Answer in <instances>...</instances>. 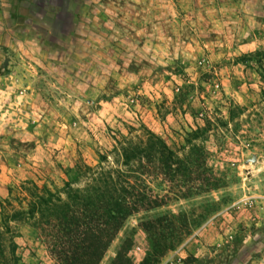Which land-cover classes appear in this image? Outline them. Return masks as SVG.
I'll use <instances>...</instances> for the list:
<instances>
[{
  "label": "rangeland",
  "instance_id": "rangeland-1",
  "mask_svg": "<svg viewBox=\"0 0 264 264\" xmlns=\"http://www.w3.org/2000/svg\"><path fill=\"white\" fill-rule=\"evenodd\" d=\"M25 1L26 13L40 19L38 26L22 19V28L5 27L4 33L0 25V201L23 181L60 188L76 163L95 166L100 155L112 162L117 142L147 130L190 168L185 178L178 177L182 184L212 183L215 189L168 199L162 207L130 216L100 264L112 263L128 235L134 238L129 256L139 261L147 247L139 224L179 213L192 232L159 264H250L264 252V30L218 33V22L211 27L200 23L188 46L181 40L190 35L172 21L145 43L163 40L165 58L147 62L140 51L126 48L142 35L132 34L137 22L122 0L118 9L110 0L83 5L85 23L103 31L88 32V43L75 40L74 49L63 43L71 44L76 19L67 13L79 9V0L70 5ZM252 3L264 7V0ZM53 8L58 16L50 21ZM48 24L55 28L54 38L39 28ZM114 26L122 36L112 33ZM39 40L59 44L41 58L33 45ZM112 43H118L117 50L109 47ZM53 52L74 64L71 76L58 72L56 81L38 80L35 73L53 72L43 64ZM12 72L25 76L16 80ZM117 95L122 112L111 103ZM148 180L154 191L165 194L155 186L160 180ZM172 185L164 183L162 189L174 191ZM8 226L5 234L0 219V264H57L37 231L27 224Z\"/></svg>",
  "mask_w": 264,
  "mask_h": 264
},
{
  "label": "trees",
  "instance_id": "trees-1",
  "mask_svg": "<svg viewBox=\"0 0 264 264\" xmlns=\"http://www.w3.org/2000/svg\"><path fill=\"white\" fill-rule=\"evenodd\" d=\"M23 3L26 1L17 3L18 12L32 19ZM112 154V162H108V155H100L95 166L76 163L67 171L60 188L23 181L15 191L10 189L8 197L0 201L5 234L10 232L9 223L27 224L41 235L57 264H100L130 216L162 207L168 199H188L200 190L205 193L215 189L212 183L182 184L178 177L185 178L190 168L161 138L147 130L136 139L117 142ZM148 179L160 180L155 186L165 194L154 191ZM164 183L173 184L170 188L175 190L162 189ZM185 222L186 217L180 213L142 221L139 227L147 247L140 260L133 261L129 256L134 238L128 235L111 264H159L167 252L191 234Z\"/></svg>",
  "mask_w": 264,
  "mask_h": 264
},
{
  "label": "crops",
  "instance_id": "crops-1",
  "mask_svg": "<svg viewBox=\"0 0 264 264\" xmlns=\"http://www.w3.org/2000/svg\"><path fill=\"white\" fill-rule=\"evenodd\" d=\"M75 1L76 0H49V2L54 3V5L63 2H65L67 5H70ZM106 1L108 2V0H79V9L73 14L67 13V17L72 16L73 19L76 20L72 30L70 31L71 33L69 32L72 37V41L70 42L71 44L63 43L64 45L68 44L69 47L66 46V48L74 49L75 46H77L76 41L79 42L82 40L85 43H88L85 38V35L88 32H94L98 35L99 31L100 33L101 31H103V29L99 26L89 25L85 23L87 15L86 11L84 10L86 9H82V7L84 4H87V2L105 3ZM110 1L115 3L114 5L116 7L114 9H118V3L121 0ZM18 2L19 0H0V18H2V22L0 20V25L2 26V30L4 33L7 31V29L10 31L16 26L17 30L22 28V19H27L35 26H38V23H40V19L38 17H33L32 19H30L21 15L20 12H18L16 6ZM121 2L127 3L128 12L137 22L136 24L134 22L132 24V34L142 35V40H139L138 43H134L133 45L128 44L126 48L140 51L142 53V58L147 62H149L150 59L165 58L163 54L164 51H166L165 47L167 45L165 46V43L161 44L163 40H160L161 42L159 43H156V41L149 44L145 43L150 42L149 39L153 38L155 34L164 32V27L168 26V24H170L172 21H175L179 24L184 34L190 35V38L188 40H181L182 44L188 46H191V41H193V37L197 35L198 30L200 26H202V24L211 27L214 26V23L218 22L216 25V27H218V30L214 31L218 33H222L223 29H234V31H236V28L238 32H242L245 34L252 32L254 28L264 30V7H260L256 3L253 4L252 0H122ZM94 7L96 8V5ZM54 10L55 9L53 8L52 12H50V21L54 19V16H58L57 13L55 15ZM93 10H91L90 12H93ZM90 12L88 11V13ZM95 12L97 13L96 10ZM112 12L114 14H118L119 11L112 10ZM168 14H172L173 17H169ZM13 15L15 18L20 20L15 21L14 18H12ZM95 19H97V15L95 16ZM39 28H42L45 36H51L52 38H54V26L48 24L46 27L39 26ZM112 30L113 34L115 32H117L121 36L123 34L122 31H119L118 27L115 28L114 26V29ZM131 31H129V33H131ZM76 34H78L79 36H76ZM76 37L79 38L76 39ZM22 42V40H19L18 43L21 44ZM58 44L59 42H57L56 44L48 43V46H46L44 42L39 40L33 45L36 46L38 52L40 51V53H43V56L39 54V57L44 58L45 53L47 51L49 53L50 51L54 50L55 46H58ZM98 44H100L99 48H102L104 45L103 42H100ZM108 45L112 50H117L119 46L118 43H116L115 46L113 45V43ZM45 62V65H47L49 69L50 67L53 68L51 69L53 70V72H51V74H47L48 72H46V74H44V72L35 73L34 76L38 80L41 77L45 76L50 81H56L59 79V75L57 76L53 74H58V72H62L63 75L65 74V77L71 76V67L74 66V64L72 65L71 63H65L64 61L59 60L55 56L54 52L52 54L50 53L49 57H47L46 61H44L43 64ZM14 64L17 65L18 63L14 61ZM12 75H15L14 77L16 78V80L20 81L22 80V77L25 76L24 73L18 72L14 74L12 72ZM120 97L121 95H117L112 97L111 100V103L117 108L118 112L123 111L120 107L121 105L119 103H115V101L119 102ZM194 256L197 257L198 253H196ZM250 264H264V252L260 253L258 256L253 257V259L250 261Z\"/></svg>",
  "mask_w": 264,
  "mask_h": 264
},
{
  "label": "built area",
  "instance_id": "built-area-1",
  "mask_svg": "<svg viewBox=\"0 0 264 264\" xmlns=\"http://www.w3.org/2000/svg\"><path fill=\"white\" fill-rule=\"evenodd\" d=\"M216 87H217V85H216ZM133 96H135V94ZM129 102H130V104H135L136 103V100H135V98L130 97L129 98Z\"/></svg>",
  "mask_w": 264,
  "mask_h": 264
}]
</instances>
